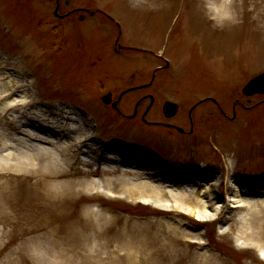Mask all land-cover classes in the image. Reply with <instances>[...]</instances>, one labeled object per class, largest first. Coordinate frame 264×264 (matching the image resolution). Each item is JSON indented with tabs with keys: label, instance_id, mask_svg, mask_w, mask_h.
I'll list each match as a JSON object with an SVG mask.
<instances>
[{
	"label": "rangeland",
	"instance_id": "374dc122",
	"mask_svg": "<svg viewBox=\"0 0 264 264\" xmlns=\"http://www.w3.org/2000/svg\"><path fill=\"white\" fill-rule=\"evenodd\" d=\"M56 2L0 0V264H264V241L240 235L251 219L264 226V96L242 94L264 72V0H227L228 18L209 8L225 0ZM108 93L124 95L119 109L103 104ZM167 102L178 105L169 120ZM47 152L67 174H49ZM108 152L163 194L200 196L207 222L88 197L85 178L104 175ZM10 154L22 168H6ZM70 180L81 184L73 204ZM157 221L191 237L151 246L171 230Z\"/></svg>",
	"mask_w": 264,
	"mask_h": 264
},
{
	"label": "bare ground",
	"instance_id": "6f19581e",
	"mask_svg": "<svg viewBox=\"0 0 264 264\" xmlns=\"http://www.w3.org/2000/svg\"><path fill=\"white\" fill-rule=\"evenodd\" d=\"M6 106L7 108L4 106V112L1 114L2 116L5 115L4 113H6L8 110L9 105L6 104ZM41 122H44V118H42ZM2 130H5L7 132V135L22 136L24 143L26 141L34 142V143L41 142V139H40L41 137L29 134L24 131H20L15 128L11 129L9 126H7V123L5 124V127L2 128ZM46 142H48V140ZM28 144H31V143H28ZM0 145H2L1 141H0ZM32 146L34 148H38L37 145H32ZM57 148H58L57 150L58 155L60 156L61 154L62 155L64 154L67 160V156L65 154L68 152V146L66 147L63 145H58ZM37 152L42 153V155L45 154V152L42 151L41 149H38ZM83 152L85 151L83 150ZM51 154L52 153H48L49 157L51 158L50 167L53 169H48L49 174H55L56 176L60 172L67 174L68 172H66L64 166L60 165L59 161L56 160L57 155L55 154L56 157H54ZM83 156L87 157V154H83ZM6 159L14 162L13 166H9V165L6 166V168L10 167L8 170L10 169L14 170V168L16 169L22 168V165H23L22 162H20V160H18L12 154L7 155ZM29 160L30 159L28 158L27 161ZM71 162L72 161H69V163ZM35 163L37 162H33L32 165H36ZM67 163H68V160L63 164L67 165ZM93 164H96V161L93 162ZM28 165H31V164H28ZM43 165H44V162H43ZM45 165H44V169L47 170V167H45ZM100 165L102 167V171L104 175L102 176H97V175L90 176L89 175L87 178H85L86 183L90 186V188L89 189L85 188L83 191L88 193L89 195L88 197H91L92 199H96L102 196H106L110 198H119L122 201H126V202L134 201L135 204H139L141 206H148L154 209L158 215L160 214L167 215L168 214L167 212L174 211L175 213L173 216H178L180 218L187 219L190 222H192L190 216L196 214L197 220H200L201 222H207V220L201 219V217L196 212L198 208L203 206L202 200L197 198L200 196L196 197L195 195L194 198H192L191 196L189 197L188 196L189 192L187 190H184L183 188L177 189V190L168 189V191H164L166 195L168 194L170 196L167 199L165 194L162 193L163 191L157 188L156 182L151 181L152 179H150V176H149L150 174L142 171L139 168L138 164L134 163L131 166H126V165L124 166L122 165V162L119 160L118 157L114 156L113 154H110L109 152L106 154V157L103 158V161ZM61 167H63V169ZM84 171L86 172L87 170H84ZM87 173L91 174L90 171H87ZM108 174L110 175L108 176ZM112 174H115V175L111 176ZM66 187L67 189L64 190V193L66 194L67 198L63 199L65 202L69 199V197H72L73 195L79 193L80 191L79 187H81V184H79L76 180L75 181L70 180L66 183ZM53 193L56 194L57 192L55 191ZM175 194H184V195L182 198H180V197H177ZM61 196H64L63 192L61 193ZM194 200L196 201L195 205H192V202H194ZM66 203L73 204L75 203V201L71 199L67 201ZM261 204L264 205V201H262ZM238 208H241V206ZM253 208H254V211L259 209V207L257 206ZM114 220H115V223H119L120 219L117 216L116 218H114ZM250 221L251 222H249L247 226H244L245 230L243 228L242 230H240L241 237L242 238L244 237L245 241L247 242L249 240L253 242H258V243H260L262 240L264 241V238H263L264 226L262 225L260 228L256 227L257 229L252 228L251 225L254 222L252 219ZM51 222L53 221L51 220ZM156 224L159 226L168 225L169 227L167 226L166 230L168 229H171V230H168V231L164 230L163 233L161 234L159 233L160 231H158V233H152V238L154 240L151 243V246L164 244L169 239H174V237H177L180 234L188 236V237L190 236L188 233H185V232L179 233L177 230L171 228V225L166 224L164 222L161 223L160 221H157ZM135 227L136 226H132V228H135ZM238 239H240V237H238ZM246 244H249V243H246ZM260 246L262 247V245Z\"/></svg>",
	"mask_w": 264,
	"mask_h": 264
},
{
	"label": "water",
	"instance_id": "95a60500",
	"mask_svg": "<svg viewBox=\"0 0 264 264\" xmlns=\"http://www.w3.org/2000/svg\"><path fill=\"white\" fill-rule=\"evenodd\" d=\"M243 95L247 97L255 95H264V73L253 80H251L243 89ZM104 102L109 104L111 103V96L104 98ZM117 106V103L114 104ZM178 107L172 103H167L164 107V113L167 118H172L177 114Z\"/></svg>",
	"mask_w": 264,
	"mask_h": 264
},
{
	"label": "clouds",
	"instance_id": "9594fccd",
	"mask_svg": "<svg viewBox=\"0 0 264 264\" xmlns=\"http://www.w3.org/2000/svg\"><path fill=\"white\" fill-rule=\"evenodd\" d=\"M228 3L227 0H225V3L223 5H216L215 3H210L209 8L211 11L223 13V18H228L230 13L228 12Z\"/></svg>",
	"mask_w": 264,
	"mask_h": 264
},
{
	"label": "flooded vegetation",
	"instance_id": "af4514ba",
	"mask_svg": "<svg viewBox=\"0 0 264 264\" xmlns=\"http://www.w3.org/2000/svg\"><path fill=\"white\" fill-rule=\"evenodd\" d=\"M73 14V12L70 14V15H72ZM64 19H67V18H64ZM80 20H85V18H79ZM153 85V84H152ZM152 85L150 86V87H147V88H145V89H149V88H151L152 87ZM149 99L150 98V96L149 97H144V99L142 100V101H145L146 99ZM141 102V101H140ZM206 102H209L208 100H206ZM120 104V103H119ZM203 104V103H202ZM201 104H198V106H200ZM197 106V105H196ZM218 106V105H217ZM110 107H113V106H110ZM118 107H119V105H118ZM217 108H219V106L217 107ZM119 109V108H118ZM223 112V111H222ZM191 113H190V119L192 120L191 122L193 123V118L191 117ZM165 126H168V125H165ZM192 131H193V128H192ZM194 132V131H193Z\"/></svg>",
	"mask_w": 264,
	"mask_h": 264
}]
</instances>
